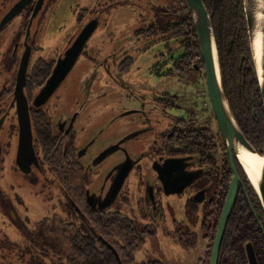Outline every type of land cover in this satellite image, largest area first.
Instances as JSON below:
<instances>
[{
    "label": "flooded vegetation",
    "instance_id": "1",
    "mask_svg": "<svg viewBox=\"0 0 264 264\" xmlns=\"http://www.w3.org/2000/svg\"><path fill=\"white\" fill-rule=\"evenodd\" d=\"M14 1L0 0V18ZM120 2L123 3L122 12H133L136 8L139 14L132 22L122 20V26H125L116 29L118 35L112 37L109 33L113 40L94 51L88 46V39L98 28L106 32L108 26L117 27L111 23ZM202 2L212 25L211 0ZM63 10H70L73 14L74 29L55 56L45 58L43 51L39 52L42 48L39 40L42 42L41 38L45 37L41 26H44V22H57ZM52 15L54 20L51 19ZM12 20H16L18 36L8 50L6 37H0V61L5 60L8 51L10 61H17L18 68L22 53L28 49L27 71L33 68L32 72L35 71L37 76L31 82L27 100L30 117L37 121L39 127V132L33 136L34 154L24 157L19 164L16 157L14 159V165L22 177L20 183L12 185L20 192L27 187L26 191L31 190L44 199L47 207L49 203L55 207L52 210L48 208L40 218H46L47 228L44 230L52 231L56 224L65 241L69 230L89 237L96 246L101 241L114 252V246L89 225L85 213L86 209L96 213L102 210L105 213L120 211H109L106 207L120 195L132 173L135 176L132 181L139 183L137 206L145 213L159 216L158 205L168 193L167 190L188 193L184 204L185 218H173L168 233L185 248L188 246L183 243L187 239L193 237L196 243L198 232L190 224L193 225L195 221L199 201L206 203L212 199L213 182H224L211 177L223 170L215 168V160L210 152L215 145L217 157L223 159L226 150L207 97L204 62L186 0H30ZM80 35L83 42L77 46ZM154 47L159 49L153 53L156 60L152 61L154 65L148 69L149 73L142 63L137 62L142 67L135 65V59L142 62L148 49ZM67 56L73 57L70 67L51 90H46L56 65ZM80 60H86L89 64L75 67ZM71 71L74 75L68 89L65 82ZM153 74L158 77L161 89L154 90L148 86V76ZM99 79L105 85L103 93L112 88H117L114 95L119 88L126 91V98L119 99L120 106L109 101L115 110L103 118L95 117L100 104L93 105L99 93L96 90ZM14 82L15 77L11 84L0 87V90L11 86L13 90ZM181 83L189 87L184 92H181ZM11 108L15 114L14 105L1 103L0 116L5 113L6 119ZM120 119L125 120L122 134L117 137L118 129L115 132L116 129L111 126ZM10 133L17 137L16 124L11 123ZM118 152H121V156L114 160ZM45 156L51 164L44 162ZM226 157L228 160L227 153ZM123 170H127L126 173ZM239 178L237 192L238 189L244 190L243 179L241 176ZM25 192L21 193L25 195ZM11 196L21 207L19 217L13 208V200L1 191L0 213L23 236L27 247L23 249L31 251L25 261L23 256L19 257L20 252L16 260L25 264H63L52 249L56 245L54 236L46 235L45 242L39 239L38 234H46L35 227L40 219L28 231L23 223L27 206L22 195L12 190ZM187 202L194 203L196 211H188L185 207ZM124 214L141 230L149 229L141 236L142 241L146 236L156 234L154 224L139 226L131 216ZM200 222L201 217L198 220L199 228ZM179 237L183 242L178 240ZM247 242L255 254L252 242L246 241L244 245ZM233 255L230 258L236 264L237 258L234 260ZM202 257L198 259L200 264ZM156 261L164 264L160 259H150L144 264Z\"/></svg>",
    "mask_w": 264,
    "mask_h": 264
},
{
    "label": "trees",
    "instance_id": "2",
    "mask_svg": "<svg viewBox=\"0 0 264 264\" xmlns=\"http://www.w3.org/2000/svg\"><path fill=\"white\" fill-rule=\"evenodd\" d=\"M205 1V0H203ZM212 30L217 48L221 85L228 102L230 111L242 131L245 138L258 152L262 153L264 148V110L259 85L256 78L252 60L243 3L241 0H211ZM33 68L28 69L24 92L28 98L31 92V82L35 80L36 72ZM12 93V86L0 90V105H8ZM32 120V116L30 117ZM37 121H31L33 136L39 132ZM41 125V123H40ZM41 143V142H40ZM42 145V144H41ZM45 148V145H43ZM216 147L210 154L214 158L213 165L218 167L219 174L211 177L219 178L223 183H212V199L204 203L200 222V230L203 238L206 239V250L201 258L202 264H207L209 247L211 246L217 219L224 201L228 183L232 172L224 152L221 159L216 155ZM206 155V153H203ZM45 163H52L45 156ZM238 176L243 179L244 190L236 192L232 206L229 211L227 224L225 226L222 242L219 249L217 264H235L230 258H237L236 264H247L244 253V243L251 241L258 264H264V212L259 199L244 174L242 168L235 161ZM228 169V171H227ZM216 172V170L214 171ZM223 178V180L221 179ZM88 183V182H87ZM186 209L196 211L194 203L187 202ZM86 209L87 220L97 233L114 246L119 261L114 252L100 241L96 246L93 241L84 235L76 234L68 230L67 240L62 236L60 228L46 229V218H42L35 226L38 231H45L46 234H38L39 239L45 242V236L52 235L56 240L54 254H58L63 264H133L134 252L141 245V236L148 228L141 230L132 219L120 211L104 212L99 211L90 214ZM144 231V232H142ZM178 240H182L181 237ZM195 238L187 239L183 244L191 246ZM148 264H162L159 261Z\"/></svg>",
    "mask_w": 264,
    "mask_h": 264
},
{
    "label": "rangeland",
    "instance_id": "3",
    "mask_svg": "<svg viewBox=\"0 0 264 264\" xmlns=\"http://www.w3.org/2000/svg\"><path fill=\"white\" fill-rule=\"evenodd\" d=\"M118 4L119 5L114 12L115 14L112 16L113 21L111 23L112 25L116 24L117 27L112 28L108 26L106 27V32L105 30L98 28L88 39L89 41L87 42V44L89 47H92L94 51L100 50L101 47L104 46L105 42L107 45L109 41L113 40L112 37L118 35L116 29H123L122 27L125 26H122V20H130V22H132L139 14V10L134 7L133 12H129L126 10L125 12H122L121 6L123 5V3L120 2ZM128 6L132 8L131 4H128ZM53 17L54 15L51 16L52 20H54ZM73 19V14H71L70 10H63L60 13L57 22L43 23L44 26L42 25L40 30H43L45 37L41 38L43 40L42 42L41 40H39V43L42 47L41 49H39V52L42 50V55L45 58L55 56L56 52L64 46V43L66 42L68 36L74 29L75 25ZM16 30V20H12L8 22L0 31V37H6L5 43L7 46V50L9 46L12 45L11 42L18 36ZM109 33L112 34V37L109 35ZM158 49L159 47L148 49V53L143 56L146 57V59H144L142 62L135 59V65H139L142 67L143 64L144 67H146V71H148V69L154 65L152 61L156 60V56L153 53H155ZM92 55L95 56L94 54ZM34 56L35 54L32 55L31 60H33ZM4 58V61H0V87L8 86L9 84H11L17 70V61H10L8 51H6ZM137 62L142 64H137ZM85 63L89 64L86 60H80L75 67H82L85 65ZM148 72L150 73V70ZM73 75L74 72L71 71L65 82V86H67L68 89L69 87H71L70 83L73 80ZM148 77V86L150 88H153L154 90L161 89V87L159 86V79L156 75L153 74L149 75ZM104 87L105 85L101 84L99 79L98 83L96 84V90H98L99 93L96 95V102L93 103V105L96 103L98 105L100 104V106H98L97 108V114L95 116L96 118L97 116H101V118H103L104 116L106 117L110 114V111L115 110L109 101L114 102L116 106H120L121 102H119V99L121 97H123V99L126 98V91L124 89L119 88L117 94L114 95V92L117 88L108 89L105 93H103ZM180 88L181 92H184L189 87H187L184 83H181ZM105 99L108 101L106 102ZM116 100H118V103H116ZM124 120L125 119H120L116 121L113 126H111L113 129H116L115 132H117L118 129L117 137L122 134L123 129L121 128ZM15 122L16 118L14 109L11 108L8 117H6L0 129V191L4 195H6V197L8 196L13 200V208L15 211H17L18 217L19 213H21V207L18 205L15 198L11 196V191L14 190L22 195V200L27 206V210L25 211L26 217L23 218V223L25 222L24 226L28 231H31L33 225L45 213H47L48 208L49 210H52L55 209V207L51 206L50 203L48 205L49 207H47L46 201L40 196L34 194L31 190L26 191L27 187H24V189L21 191L23 193L26 191V194L24 195L18 189H16L14 185H12L19 182L22 177L20 171L17 170L14 165V159L16 157L17 149V138L16 134L11 135L10 125L11 123L15 124ZM108 131H110V129ZM102 137H104V135ZM102 139L103 138H100V140ZM120 156L121 152H118L117 154H115L113 159L117 160L118 158H120ZM133 177L135 176L131 173L128 178V182L125 183V186L122 188L120 195L116 198L115 201H113L106 207V210L109 211L118 209L123 213L128 214L136 221L139 226H143L145 224H154L156 227V234L152 237L146 236L143 239L140 247L135 250L133 264H144L145 261L150 259H160L164 264H200L198 262V259L203 256V252L206 248L207 243V241L201 235L198 224V220L202 216L204 203H202V201H199V208L195 216V221L193 225L190 224V226H192V229H195L198 232L196 239L197 241L195 245L193 244L194 246L191 245L188 246V248H185L174 240V238L168 233V230L172 228L171 220L173 218L177 220L185 218L184 204L188 193L168 192L161 199V202L158 205L159 216L148 214L145 213V211L139 206H137L136 195L139 183L132 181ZM25 246L26 245H24L23 236L19 234L17 228L11 226L7 220L5 221L4 216L0 213V249L2 250L0 251V264H25V262L23 261L18 262L16 260L17 254L19 252L21 253V255L19 254V257L23 256L24 261L26 255L31 252L30 250L25 251L23 249V247ZM25 248L27 249V247ZM21 249L25 253H22L23 251Z\"/></svg>",
    "mask_w": 264,
    "mask_h": 264
},
{
    "label": "water",
    "instance_id": "4",
    "mask_svg": "<svg viewBox=\"0 0 264 264\" xmlns=\"http://www.w3.org/2000/svg\"><path fill=\"white\" fill-rule=\"evenodd\" d=\"M30 0H16L0 18V29L7 24ZM192 23L195 29L199 51L204 62L207 97L212 107L214 117L221 133L228 161L232 172L222 207L217 219L214 234L211 241L207 264H217L220 244L227 224L228 215L235 198L239 176L235 161L242 168L244 174L252 185L264 212V148L258 153L245 138L237 125L225 98L220 77V69L216 43L213 35L209 14L202 0H186ZM243 11L246 20L248 40L260 95L264 110V0H242ZM35 10L33 12V15ZM32 15V16H33ZM82 35L77 38L76 44L80 45ZM255 42L258 44L255 45ZM72 56H67L60 64L56 65V71L47 83L46 90H51L64 76L72 62ZM29 52L26 49L19 60L16 71L14 87L10 96V105H14L17 125L16 162L34 154L33 129L29 113V104L24 92L26 83L27 64ZM5 113L0 116V129L5 119ZM239 149L259 154L262 157L258 168L256 183L253 182L246 172L247 162L239 156ZM22 168V165L20 166ZM127 170H123L126 173ZM180 188L177 187L175 190ZM171 191V190H170ZM167 190V192H170ZM173 191V190H172ZM247 264H258L253 248L249 242L244 245ZM115 252V250H114ZM116 257L119 259L117 253Z\"/></svg>",
    "mask_w": 264,
    "mask_h": 264
},
{
    "label": "bare ground",
    "instance_id": "5",
    "mask_svg": "<svg viewBox=\"0 0 264 264\" xmlns=\"http://www.w3.org/2000/svg\"><path fill=\"white\" fill-rule=\"evenodd\" d=\"M256 44H258V42H255V45ZM239 156L245 162H247L246 172L250 179L256 183L258 168L261 163L262 157L259 154H254L244 149H239Z\"/></svg>",
    "mask_w": 264,
    "mask_h": 264
}]
</instances>
